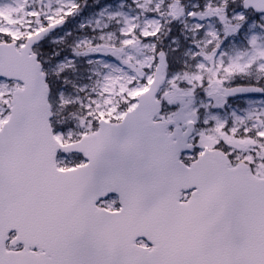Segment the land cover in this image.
Returning <instances> with one entry per match:
<instances>
[{
	"label": "snow or ice",
	"instance_id": "6c2138e0",
	"mask_svg": "<svg viewBox=\"0 0 264 264\" xmlns=\"http://www.w3.org/2000/svg\"><path fill=\"white\" fill-rule=\"evenodd\" d=\"M0 264H264V0H0Z\"/></svg>",
	"mask_w": 264,
	"mask_h": 264
},
{
	"label": "rangeland",
	"instance_id": "374dc122",
	"mask_svg": "<svg viewBox=\"0 0 264 264\" xmlns=\"http://www.w3.org/2000/svg\"><path fill=\"white\" fill-rule=\"evenodd\" d=\"M92 2V0H89V3H91ZM237 103H240V101H237Z\"/></svg>",
	"mask_w": 264,
	"mask_h": 264
}]
</instances>
